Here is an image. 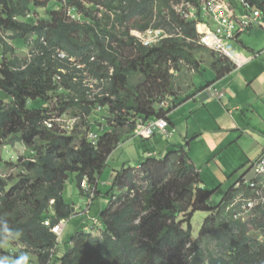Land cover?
I'll return each instance as SVG.
<instances>
[{
    "label": "trees",
    "instance_id": "obj_1",
    "mask_svg": "<svg viewBox=\"0 0 264 264\" xmlns=\"http://www.w3.org/2000/svg\"><path fill=\"white\" fill-rule=\"evenodd\" d=\"M184 1L198 5V0ZM228 1L235 7L239 2ZM241 1L264 14V0ZM173 2L0 0V143H22L34 152V159L15 165L20 173L11 185V178L0 175V241L16 239L38 264L52 260L59 264H264V242L248 235V224L234 219L236 208L230 207L237 198L252 195L243 176L217 206L210 207L213 191L200 186L203 181L185 146L175 145L160 159L145 157L138 168L114 171L109 205L96 217L102 225L100 236L89 234L83 222L68 236V247L59 259L51 252L56 236L43 223L50 220L55 225L75 211L64 200L66 185L71 179L78 188L84 178L90 185L98 182L107 159L134 135L138 120L169 121L172 108L157 110L153 104L158 97L171 95L169 65L197 66L192 55L198 44L196 23L183 19ZM54 3L64 7L47 9L44 18L29 17ZM68 10L87 21L71 20ZM148 29H160L168 36L147 47L130 34ZM8 32L9 39L28 45V58L14 56L6 40ZM61 53L66 57L61 58ZM214 54L210 68L218 80L236 66ZM138 75L140 81L131 84ZM88 77L95 88L85 83ZM52 94L58 96L60 115L74 110L75 115L82 114V126L85 116L100 106L110 117L109 126L90 125L70 135L46 128L43 122L50 117L27 105L46 102ZM96 127L101 135L92 145L85 136ZM144 148L149 152L148 144ZM196 212L206 217L194 238L191 221ZM99 226L92 222L88 227Z\"/></svg>",
    "mask_w": 264,
    "mask_h": 264
},
{
    "label": "crops",
    "instance_id": "obj_2",
    "mask_svg": "<svg viewBox=\"0 0 264 264\" xmlns=\"http://www.w3.org/2000/svg\"><path fill=\"white\" fill-rule=\"evenodd\" d=\"M259 30L264 31V23L261 21L260 25L250 32L255 33ZM241 36L231 43L232 62L236 68L213 83L217 89L223 91V97L220 100L215 99L205 91L206 87L201 85L199 88H204L199 92L174 105L168 114L169 127L174 130L173 136L169 137L167 142H161L160 134L147 140L149 152L146 153L144 148L145 157L148 154L154 156L158 153L163 154L169 150L171 145L185 146L203 182H210L209 184L226 189L242 176L243 180L247 181L251 165L258 159L264 158V50L256 52L255 49L249 47H243L240 50L238 46L245 44ZM178 122L184 124L182 131L176 129ZM131 137L135 136L132 135L129 138ZM184 142L185 144L182 145ZM159 144H161V149L158 150ZM113 174L114 171L110 173L112 178ZM99 181L100 179L96 184L97 192L89 214L97 200L105 201L103 192L107 185L101 188ZM203 184L201 183L200 186L204 187ZM77 189L85 199L83 202L87 204L86 193L78 187ZM72 205L76 208L74 204ZM101 210L100 205V211L96 214H99ZM84 221L82 220L78 226ZM84 225L86 229L89 223L84 222ZM100 227L102 225L98 229ZM68 231V225H66L61 238L66 247L68 246L67 241L63 242L65 239L63 236ZM98 235L97 232L96 236Z\"/></svg>",
    "mask_w": 264,
    "mask_h": 264
},
{
    "label": "rangeland",
    "instance_id": "obj_3",
    "mask_svg": "<svg viewBox=\"0 0 264 264\" xmlns=\"http://www.w3.org/2000/svg\"><path fill=\"white\" fill-rule=\"evenodd\" d=\"M179 2H177V0H174L173 6L174 7L179 6ZM86 6L91 7V5L89 4H86ZM47 7L42 9H36L32 14H30L29 17H36L37 19L44 18L47 9L59 10L63 8L64 5L62 3H54L51 5L49 4ZM67 15L71 20H79L81 22L87 21L81 15L80 17H78L79 14L74 13L73 11L68 12ZM261 23H264V15H262ZM130 34L138 38L140 33L135 30H132ZM162 34H163V38L168 36L165 32H163ZM10 35L11 33L8 32L6 35L7 36L6 40L8 41V44H10L14 48L15 50L14 56H17L21 59L28 58V53H29L28 45H25L24 42L20 39H9ZM241 38L245 40V44L244 46H238L240 50H242L243 47H249L251 49H255L256 52H261L264 50L263 30H259L255 33L254 31L250 33L249 32L245 33L244 35L241 36ZM200 46H201L200 44L195 45L194 50L192 51L193 52L192 55L197 65L196 67L193 65L186 64L184 62H179V64L176 65L175 64L169 65L168 73L170 75V78H169L168 86H171L170 88H172V90L170 91L171 95L160 96L156 100H154L153 103L154 108L158 110L157 104L162 100L167 101L168 104H170L171 106L177 104L199 92L203 88V87L199 88L201 85L206 87L207 85H213V83H215V81L217 80L216 75L210 68V63L212 61V58L215 57V54L212 53V51L208 50L207 48ZM1 56H2V50L0 49V60H1ZM6 58H10V56L7 55ZM84 73H86L84 75L87 76V72ZM140 79L141 77L139 75L134 76L131 79V84L138 83ZM85 83H87L90 88H95L94 83L90 82L89 77L85 79ZM98 91L99 89L95 90L96 93ZM3 99H5V97L1 98V100ZM8 102L9 100L6 101V103ZM27 107L38 108L41 111H43L44 116L51 118V121L53 122L52 123L53 129H56L58 133L61 135L63 132L65 133V135H70L73 130L78 132H81L83 130H88L87 126L90 125L91 126L100 125L103 128L109 126L110 117L108 116V113L106 111L98 112L93 110L90 116H85L84 120L86 122V125H82V126L80 123L81 122L80 116L82 114L75 115L74 110H69L60 115L57 94L50 95L49 99L46 102H42V103H38L37 101L29 102ZM78 126L80 127L77 129ZM183 127H184L183 122H178L176 124L177 131H182ZM88 132L90 131H87L86 134ZM91 132L97 134L98 136L101 135V130L98 127L93 128ZM160 138H161L160 140H162L161 142H167L166 140L169 139L162 136ZM125 140L126 139H124L109 156L106 162V167H104L103 173L98 178V180L100 179L99 186L101 188L103 187V185H107V188L104 189L103 192L105 201L97 200L93 205L90 214L89 211L88 214L86 213V208H85L86 202H83V200L85 199L82 198V196L80 195L77 189L76 181L74 179H71L70 183L66 185V188L63 192L64 200L67 203L71 204V206H73L72 204H74L76 208H79L80 210L74 208L75 210L74 214L66 221V225H68L69 231L66 232L65 235H71L75 233V231L80 229L78 224H80L82 220H85L84 221L85 223H92L96 219V217L99 216V214L96 213L100 211V205L102 210L106 209V207L109 205L110 196H107V193L110 191L113 182L112 175L110 176V173L112 171L120 170L123 166L138 168L140 163L145 159V153H143V150H144V145L148 144L147 141L142 142V140H140L139 137H131L128 140L126 141ZM172 141H176V139H172ZM121 144L123 145L120 146ZM184 144L185 142L182 145ZM159 149H161V144L158 145V150ZM166 153L167 151L164 152L163 154L158 153L157 156L155 157L160 159ZM28 159H34V152L28 150L27 147L24 146L22 143H16L14 145H5L4 142L0 143V175L5 178L12 179L9 181L8 185H11L14 179H16L17 175L20 173V169L15 165L18 162H22L23 160H28ZM85 180L87 181V179L84 178L83 182ZM104 182L106 183L103 184ZM203 183H204L203 186L206 190L214 192L208 201V205L210 207L217 206L221 201V199L223 198L229 186L225 189L223 187L220 188V186L218 187V185L209 184L210 182H203ZM81 184L79 189L83 190L86 193L85 189L81 186ZM96 184L97 181L96 183H93V186L90 189L88 183V190L94 192V188H95L96 191ZM86 201L88 203L87 193H86ZM238 212H240V210H238ZM205 217H206V213L204 212H196L194 214L191 221L193 228L192 234L194 238L198 236L200 227ZM244 218L245 221L243 223L248 224V228H249L248 235L250 237L257 238L261 242H264V208L261 209L257 208L253 211H250L246 214ZM90 234L91 235L95 234L93 236H96L97 232L93 230L90 232ZM65 235L63 236V238H65L63 239L64 243L67 241L68 238V236ZM67 247L63 245L61 240V243L58 244L57 248L55 249V254H54L55 257L59 259L64 254ZM24 253H27L30 256L29 264H38L35 256L26 252L24 250V247L18 244V241L16 239L9 238L0 241V260H3V258L5 257H8L9 259H17L19 258L20 255ZM51 264H59V262L56 261L54 263L52 260Z\"/></svg>",
    "mask_w": 264,
    "mask_h": 264
},
{
    "label": "built area",
    "instance_id": "obj_4",
    "mask_svg": "<svg viewBox=\"0 0 264 264\" xmlns=\"http://www.w3.org/2000/svg\"><path fill=\"white\" fill-rule=\"evenodd\" d=\"M173 8L178 14L185 20H192L195 24V29L198 34V44L208 50L225 56L231 61L233 60L231 43L239 36L250 32L252 29L260 25L262 18L261 11L256 7L251 6L248 2L239 0L237 6H232L228 0H198V5L191 2L182 1L179 6ZM68 12H71L68 10ZM73 19V17H72ZM164 31L157 29H148L142 32L138 36L139 42L144 46L150 47L157 45L163 38ZM166 38V37H165ZM61 58H65V54L59 55ZM72 65L78 69H82V65H79L74 59H69ZM86 74V73H84ZM205 91L209 92L212 97L220 100L223 97V91L217 89L214 85H208ZM173 108L167 101L162 100L158 103V109L168 111ZM102 107L97 106L95 111L101 112ZM168 117V116H167ZM53 122L51 118H48L43 122L44 126L48 129L53 128ZM156 134H160L164 137H172L174 130L169 128V123L165 118H158L143 122L138 120L134 129V136L140 139L150 140ZM99 137L97 134L88 132L85 136L86 140L92 145L98 143ZM151 156V154H149ZM254 169L255 175L251 181H244V185L252 191V195L249 197L237 198L231 205V208H236L234 219L245 221V216L248 212L257 208H264V158H260L255 161L250 170ZM81 186L85 189L88 197V203L86 204V213H88L89 206L95 197L94 192L88 190V183L85 180ZM91 189V185H89ZM240 210V212H238ZM44 226L49 227L51 232L56 235L59 240L64 221H61L55 225H51L50 220H46ZM94 225H100L99 221L95 219ZM94 230V227H88L87 232Z\"/></svg>",
    "mask_w": 264,
    "mask_h": 264
},
{
    "label": "clouds",
    "instance_id": "obj_5",
    "mask_svg": "<svg viewBox=\"0 0 264 264\" xmlns=\"http://www.w3.org/2000/svg\"><path fill=\"white\" fill-rule=\"evenodd\" d=\"M170 128V127H169ZM134 136V135H133ZM136 137V136H135ZM152 139V138H151ZM150 139V140H151ZM152 155V154H151ZM148 157H149V154H148ZM90 185V184H89ZM90 207V206H89ZM86 208V207H85ZM88 211H89V209H88ZM88 214V213H87ZM61 221H64L65 222V225H64V227H63V229L65 228V226H66V221L67 220H61ZM51 223V222H50ZM57 223H59V222H57ZM56 223V224H57ZM88 228V227H87ZM86 228V229H87ZM102 227H100V229H94L95 231H97L98 232V234L100 235L101 234V231H102V229H101ZM62 232H63V230H62ZM89 233V232H88ZM21 233H17V235H20ZM90 234V233H89ZM55 235V234H54ZM56 236V235H55ZM62 238V233H61V236H60V238H59V240H57V237H56V242H57V244H56V246H55V248L53 249V250H51V252L52 253H54L55 254V249L57 248V246H58V244H60L61 243V239ZM29 260H30V256H29V254H27V253H24V254H22V255H20L19 256V258H17V259H9L8 257H5V258H3V260H0V264H5V262H6V264H29Z\"/></svg>",
    "mask_w": 264,
    "mask_h": 264
},
{
    "label": "water",
    "instance_id": "obj_6",
    "mask_svg": "<svg viewBox=\"0 0 264 264\" xmlns=\"http://www.w3.org/2000/svg\"><path fill=\"white\" fill-rule=\"evenodd\" d=\"M255 171L254 169L251 170V172L247 175V181H251L254 178Z\"/></svg>",
    "mask_w": 264,
    "mask_h": 264
}]
</instances>
